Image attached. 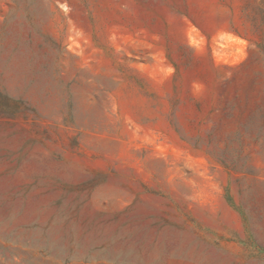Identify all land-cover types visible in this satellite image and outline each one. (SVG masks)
Here are the masks:
<instances>
[{
    "label": "rangeland",
    "instance_id": "rangeland-1",
    "mask_svg": "<svg viewBox=\"0 0 264 264\" xmlns=\"http://www.w3.org/2000/svg\"><path fill=\"white\" fill-rule=\"evenodd\" d=\"M0 264H264V0H0Z\"/></svg>",
    "mask_w": 264,
    "mask_h": 264
}]
</instances>
